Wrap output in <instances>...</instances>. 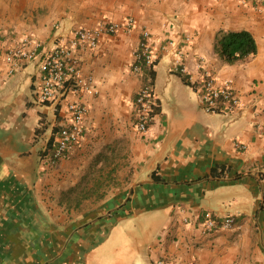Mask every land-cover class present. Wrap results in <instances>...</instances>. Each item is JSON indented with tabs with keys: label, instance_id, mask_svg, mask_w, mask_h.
Masks as SVG:
<instances>
[{
	"label": "crops",
	"instance_id": "0c3cea01",
	"mask_svg": "<svg viewBox=\"0 0 264 264\" xmlns=\"http://www.w3.org/2000/svg\"><path fill=\"white\" fill-rule=\"evenodd\" d=\"M106 20L121 26L73 52L96 92L40 103L44 52L76 28ZM143 30L154 56V112L141 134L134 125L141 79L131 63ZM219 30L249 31L256 52L221 62L213 52ZM25 35L41 43L38 54L9 72L5 49ZM169 40L195 77L203 56V69L229 80L241 106L202 110L198 90L174 70ZM76 99L87 107L83 139L47 165L39 152L69 122L65 105ZM108 149L113 159L102 153ZM119 154L128 169L118 165ZM102 157L114 162V177L129 182L99 188L101 196L78 206L68 202L63 195ZM206 211L233 215L235 225L202 233ZM164 257L264 264V9L255 0H0V264H154Z\"/></svg>",
	"mask_w": 264,
	"mask_h": 264
},
{
	"label": "built area",
	"instance_id": "2783aa9c",
	"mask_svg": "<svg viewBox=\"0 0 264 264\" xmlns=\"http://www.w3.org/2000/svg\"><path fill=\"white\" fill-rule=\"evenodd\" d=\"M256 9H264V0H255ZM124 25L129 28L132 19L127 18ZM121 26V22L106 20L94 28H76L72 37L64 42L58 39L53 43L39 60V88L37 100L40 103L59 104L68 93L82 94L96 92L91 76L82 74L75 61L73 52L77 49L94 48L98 38L102 34H113ZM188 35L183 40L189 41ZM150 34L143 30L140 40L133 51L131 68L140 76L141 84L134 97V125L136 130L143 134L147 131L154 112V99L152 82L149 74L144 69L150 68L154 62L153 52L150 46ZM174 41L169 40L168 45L175 50L173 67L176 73L186 76L190 85L199 92V105L202 110L210 113H232L241 106L239 94L233 89L229 80H219L208 70L203 69V56L198 55L195 60L194 73L188 70L184 63L183 52L180 47H175ZM41 43L31 35L22 37L19 43L5 49L4 58L8 63V71L13 72L19 61H31L37 54ZM66 110L70 115L67 124L62 125L57 131L54 148L43 157L47 165H55L67 153L72 151L83 139L84 120L87 113L86 105L79 99L66 102ZM235 225L233 215L217 216L213 212L206 211L202 215L200 229L202 233H210L214 229H230ZM154 264H191L189 262L178 263L170 258H158Z\"/></svg>",
	"mask_w": 264,
	"mask_h": 264
},
{
	"label": "trees",
	"instance_id": "16d2710c",
	"mask_svg": "<svg viewBox=\"0 0 264 264\" xmlns=\"http://www.w3.org/2000/svg\"><path fill=\"white\" fill-rule=\"evenodd\" d=\"M213 52L217 59L226 64H234L238 61L245 59L246 57L256 52V43L253 35L247 30H219L215 33L213 42ZM154 63V62H153ZM145 73L149 74L151 82L154 77V71L152 66L144 69ZM181 76L184 83L189 84L186 80V76L177 73ZM55 130L51 137L47 140L43 150L39 152V158L47 156L54 148V140L57 134ZM153 179H155L153 177ZM157 179V178H156ZM90 178L87 175L83 176L78 183L71 189H69L63 197L68 202H80L82 199L89 198L93 189H90ZM97 183L95 182V185ZM94 186V185H93Z\"/></svg>",
	"mask_w": 264,
	"mask_h": 264
},
{
	"label": "rangeland",
	"instance_id": "374dc122",
	"mask_svg": "<svg viewBox=\"0 0 264 264\" xmlns=\"http://www.w3.org/2000/svg\"><path fill=\"white\" fill-rule=\"evenodd\" d=\"M104 155L110 156V158H114V150H104L102 152ZM126 156L124 155H120L119 154V159L121 162H118V165L121 166L122 170L123 169H128L129 163L127 161L124 160ZM103 158V157H102ZM104 159V158H103ZM100 159L97 162L91 163L90 165V169L88 172V176L91 179L90 180V184L89 186L90 189H93V192L90 194L89 197H95L97 198L98 196H101L99 194H97V190L100 188H105L108 189L110 187L113 186H117L118 184H126L127 182H129V178L128 176L123 175L120 179H118L117 177H114L113 175V169H114V165H113V161H107L106 159ZM117 166V164H116ZM118 166V167H119ZM116 167V168H118ZM95 182L97 183L95 185ZM94 185V186H93ZM72 203V202H71ZM75 205L78 206V204L76 202H73ZM76 206V207H77Z\"/></svg>",
	"mask_w": 264,
	"mask_h": 264
}]
</instances>
